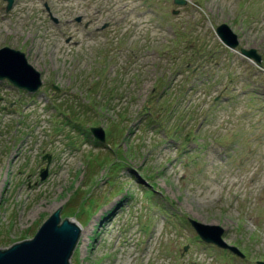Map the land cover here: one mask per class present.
Segmentation results:
<instances>
[{"label": "rangeland", "instance_id": "rangeland-1", "mask_svg": "<svg viewBox=\"0 0 264 264\" xmlns=\"http://www.w3.org/2000/svg\"><path fill=\"white\" fill-rule=\"evenodd\" d=\"M5 6L0 48L24 52L42 84L0 80L1 249L61 205L81 228L69 264L264 262V0ZM189 218L222 226L243 256L201 240Z\"/></svg>", "mask_w": 264, "mask_h": 264}, {"label": "water", "instance_id": "water-1", "mask_svg": "<svg viewBox=\"0 0 264 264\" xmlns=\"http://www.w3.org/2000/svg\"><path fill=\"white\" fill-rule=\"evenodd\" d=\"M8 11L14 0H5ZM177 4H185V0H174ZM80 18H77L79 20ZM215 33L221 42L233 49L238 45V35L226 23H220ZM241 54L253 59L261 66V57L255 49L241 48ZM8 80L11 84L27 92H35L42 84L41 74L28 61L25 53L8 46L0 48V80ZM93 136L103 142L105 131L101 126H91ZM47 169H43L40 178L44 179ZM61 205L41 224L30 239L16 241L7 248H0V264H69V258L80 236V225L72 217H60ZM189 222L202 240L233 253L243 256L234 246L222 237L224 228L217 224H205L193 218ZM264 264L263 261H258Z\"/></svg>", "mask_w": 264, "mask_h": 264}, {"label": "trees", "instance_id": "trees-1", "mask_svg": "<svg viewBox=\"0 0 264 264\" xmlns=\"http://www.w3.org/2000/svg\"><path fill=\"white\" fill-rule=\"evenodd\" d=\"M109 131H110V132H109V136H110V135L112 134V130L109 129ZM109 164H110V165H113V166H118L117 163H115L114 161H113V162H110ZM72 214H74V213H72Z\"/></svg>", "mask_w": 264, "mask_h": 264}]
</instances>
